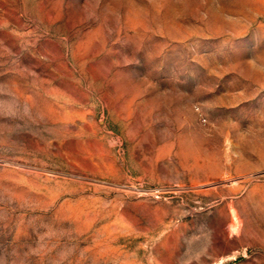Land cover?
Masks as SVG:
<instances>
[{
  "label": "rangeland",
  "instance_id": "rangeland-1",
  "mask_svg": "<svg viewBox=\"0 0 264 264\" xmlns=\"http://www.w3.org/2000/svg\"><path fill=\"white\" fill-rule=\"evenodd\" d=\"M0 264H264V0H0Z\"/></svg>",
  "mask_w": 264,
  "mask_h": 264
}]
</instances>
